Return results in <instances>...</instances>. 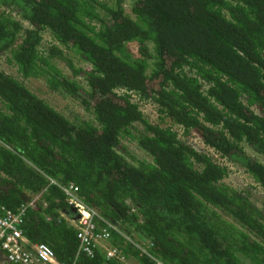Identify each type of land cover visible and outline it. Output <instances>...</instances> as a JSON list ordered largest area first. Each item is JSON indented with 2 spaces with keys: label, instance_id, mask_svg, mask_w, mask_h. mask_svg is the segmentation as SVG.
<instances>
[{
  "label": "trees",
  "instance_id": "trees-1",
  "mask_svg": "<svg viewBox=\"0 0 264 264\" xmlns=\"http://www.w3.org/2000/svg\"><path fill=\"white\" fill-rule=\"evenodd\" d=\"M125 1L0 0V63L12 71L0 69V212L35 198L19 229L28 248L65 264H264V207L137 104L264 193V0H131L129 15ZM31 81L46 86L43 98ZM55 94L92 119L71 121L46 98ZM69 185L129 239L108 231L104 243L124 263L98 244L79 250L60 190Z\"/></svg>",
  "mask_w": 264,
  "mask_h": 264
},
{
  "label": "built area",
  "instance_id": "built-area-1",
  "mask_svg": "<svg viewBox=\"0 0 264 264\" xmlns=\"http://www.w3.org/2000/svg\"><path fill=\"white\" fill-rule=\"evenodd\" d=\"M68 199V204L73 207L78 214L76 222L77 239L80 242L79 250L86 255H90L93 245L109 239L108 231L118 230L107 222L103 221L97 213L87 207L76 197L75 188L71 185L66 188H60ZM32 207V203L20 208L19 213L2 211L0 213V250L5 253L6 259L11 264H65L56 260L54 253L46 246H35L28 249V242L23 237L19 226L21 218L26 209ZM102 221L105 228L99 234H94L96 221ZM107 257L123 262L121 252L117 249H105ZM143 254L149 257L145 250Z\"/></svg>",
  "mask_w": 264,
  "mask_h": 264
},
{
  "label": "rangeland",
  "instance_id": "rangeland-1",
  "mask_svg": "<svg viewBox=\"0 0 264 264\" xmlns=\"http://www.w3.org/2000/svg\"><path fill=\"white\" fill-rule=\"evenodd\" d=\"M131 0L125 1L123 3V8L125 11L126 15L130 14V4ZM50 44L47 42L45 39L42 42V50L44 52H47L49 49ZM76 63V62H75ZM77 67V66H76ZM78 67L86 69L83 65H79ZM59 68L63 70L64 73H67V69L63 68V65H59ZM0 69L3 72L10 73V66L5 65L4 62L0 63ZM69 76V75H68ZM76 80L81 82V79H78L76 77ZM28 86L31 88V90L36 92L40 96V98L44 97V91L47 89L46 86L43 84L42 81H31L29 82ZM48 98L49 101H51L55 107L56 110H58L61 114H64V116L70 117L71 121L77 120L78 122L81 121H89L92 119L87 113H84L78 106L77 104L69 101V99L64 98L60 96L59 94H55L52 97H46ZM133 101L136 103L137 101L135 98ZM139 108L143 111L145 115L149 117V121L153 124H158L161 128L168 129L170 131H173L177 133L178 137L180 140L185 141L187 144L191 145L193 148L202 151L204 154L207 156L212 157V159L221 167H224L227 170V177L223 181L225 185L230 187L231 189L235 191H245L248 196L250 197L249 200L251 203L255 204L257 207H264V193L258 187L251 178L247 176V174L243 171V169L226 159L221 158L219 155H217L213 150L209 149L206 147L197 137L191 134L192 136H187L184 133V129L181 127L177 126L175 122L169 118H161L155 110V107L150 105V104H140ZM135 131L140 132L141 126H136ZM191 133V132H190ZM122 146H125L127 150L129 151L130 155L132 157H136L138 159L143 158L142 152L137 148V146L129 142V140H125L122 142ZM245 153L249 155L250 157L254 159H260L257 154L253 153L250 149L244 148Z\"/></svg>",
  "mask_w": 264,
  "mask_h": 264
},
{
  "label": "clouds",
  "instance_id": "clouds-1",
  "mask_svg": "<svg viewBox=\"0 0 264 264\" xmlns=\"http://www.w3.org/2000/svg\"><path fill=\"white\" fill-rule=\"evenodd\" d=\"M67 76H68V73H65ZM69 78H70V76H68ZM141 104V103H140ZM69 186H71V185H69ZM68 186V187H69ZM61 190V189H60ZM36 199L35 198H33V200H32V202H34ZM31 202V203H32ZM67 203H68V199H67ZM30 204V203H29ZM28 204V205H29ZM68 206H69V208H70V212H71V214H72V217H71V219H70V225H72L75 229H76V222L78 221V214H77V212H76V210L73 208V207H71L69 204H68ZM95 211V210H94ZM2 212V211H1ZM0 212V213H1ZM96 212V211H95ZM97 213V212H96ZM98 215V214H97ZM96 221V229H98L99 230V233H101V231L105 228V226L102 224V226H103V229H101V227H99V221L100 220H95ZM104 221V220H103ZM96 229H95V231H96ZM117 229V228H116ZM76 233H77V229H76ZM98 233V234H99ZM118 233L124 238V239H126L127 240V242H128V240L129 239H127V238H125L119 231H118ZM110 235V234H109ZM109 240V239H108ZM107 240V241H108ZM104 243H105V241L104 242H102V243H100V247L105 251V249H112V248H107L105 245H104ZM38 246H41V245H38ZM42 246H44V245H42ZM35 246H32L31 248H28V249H32V248H34ZM48 248V247H47ZM50 249V248H49ZM117 249V248H116ZM51 250V249H50ZM118 250V249H117ZM105 254H106V251H105ZM4 255H5V253H4ZM55 256V255H54ZM106 257H107V254H106ZM5 258H6V255H5ZM108 258V257H107ZM108 259H110V258H108ZM7 260V259H6ZM115 260V259H114ZM123 263V262H122Z\"/></svg>",
  "mask_w": 264,
  "mask_h": 264
},
{
  "label": "flooded vegetation",
  "instance_id": "flooded-vegetation-1",
  "mask_svg": "<svg viewBox=\"0 0 264 264\" xmlns=\"http://www.w3.org/2000/svg\"><path fill=\"white\" fill-rule=\"evenodd\" d=\"M1 255L2 256H5L4 253L0 250V256ZM2 264H11V263L6 260V262L3 261Z\"/></svg>",
  "mask_w": 264,
  "mask_h": 264
},
{
  "label": "crops",
  "instance_id": "crops-1",
  "mask_svg": "<svg viewBox=\"0 0 264 264\" xmlns=\"http://www.w3.org/2000/svg\"><path fill=\"white\" fill-rule=\"evenodd\" d=\"M3 261L6 262V258H5V256L1 255L0 256V264H2Z\"/></svg>",
  "mask_w": 264,
  "mask_h": 264
}]
</instances>
